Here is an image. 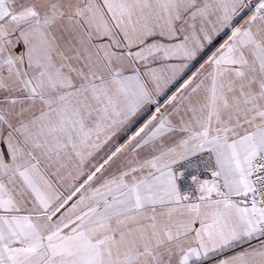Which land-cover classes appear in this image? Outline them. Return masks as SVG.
<instances>
[{"label":"snow or ice","instance_id":"6c2138e0","mask_svg":"<svg viewBox=\"0 0 264 264\" xmlns=\"http://www.w3.org/2000/svg\"><path fill=\"white\" fill-rule=\"evenodd\" d=\"M0 264H264V0H0Z\"/></svg>","mask_w":264,"mask_h":264}]
</instances>
